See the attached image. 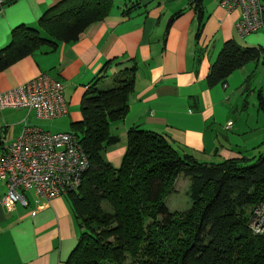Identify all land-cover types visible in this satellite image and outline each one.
I'll list each match as a JSON object with an SVG mask.
<instances>
[{
	"label": "crops",
	"instance_id": "0c3cea01",
	"mask_svg": "<svg viewBox=\"0 0 264 264\" xmlns=\"http://www.w3.org/2000/svg\"><path fill=\"white\" fill-rule=\"evenodd\" d=\"M61 1L11 0L0 7V49L16 26H38L42 15ZM113 1L108 16L86 28L77 41L43 45L1 70L0 93L48 75L64 85L65 116L79 121L85 90L109 61L103 82H112L127 68L135 78L127 114L110 125L119 142L105 156L115 166L121 164L132 127L164 135L180 155L203 163L253 159L264 152L259 100V93L264 98V53L224 83L210 86L207 81L226 41L257 46L264 44V31L242 37L236 29L241 9L228 10L220 0H201L202 17L190 0ZM56 119L41 118L28 108H0V155L17 140L25 122L64 131L56 129ZM229 121L233 124L227 128ZM6 191L0 180V264H63L81 234L71 199H47L29 190L28 206L18 203L8 210L1 203Z\"/></svg>",
	"mask_w": 264,
	"mask_h": 264
},
{
	"label": "trees",
	"instance_id": "16d2710c",
	"mask_svg": "<svg viewBox=\"0 0 264 264\" xmlns=\"http://www.w3.org/2000/svg\"><path fill=\"white\" fill-rule=\"evenodd\" d=\"M113 2L62 0L37 27L16 26L0 49V71L43 45L77 41L108 16ZM190 3L202 17L201 0ZM263 51L261 45L226 41L210 67L208 84L226 82ZM108 65L85 90L83 117L73 123L91 166L81 186L66 194L81 234L63 264H264V234L254 235L248 226L253 208L264 198V152L253 159L203 163L180 155L164 135L132 127L121 164L115 166L105 156L119 142L110 125L127 114L135 78L127 68L102 87ZM259 100L264 111L260 93ZM182 174L190 177L192 204L186 211H172L166 198Z\"/></svg>",
	"mask_w": 264,
	"mask_h": 264
},
{
	"label": "built area",
	"instance_id": "2783aa9c",
	"mask_svg": "<svg viewBox=\"0 0 264 264\" xmlns=\"http://www.w3.org/2000/svg\"><path fill=\"white\" fill-rule=\"evenodd\" d=\"M9 1L0 0V7ZM220 4L228 10L241 9L236 29L242 37L264 29V0H220ZM0 108H28L41 118L55 119L68 113V102L63 83L41 74L1 92ZM232 124L229 121L226 127ZM90 166V157L74 132H50L25 122L17 140L0 155V180L7 185L1 203L8 210L18 203L28 206L29 190L47 199L66 195L81 186ZM248 226L254 235L264 234V198L253 208Z\"/></svg>",
	"mask_w": 264,
	"mask_h": 264
},
{
	"label": "rangeland",
	"instance_id": "374dc122",
	"mask_svg": "<svg viewBox=\"0 0 264 264\" xmlns=\"http://www.w3.org/2000/svg\"><path fill=\"white\" fill-rule=\"evenodd\" d=\"M173 1H176V0H172V2ZM36 24H39V23H36ZM35 26L37 27V25H35ZM259 31L263 32L264 29H261ZM238 41H240L239 38H238ZM260 45L264 47V44H260ZM263 53H264V51H263ZM109 75H111V74H109ZM109 80H111V78H109L105 82H102L100 85L102 87L108 86L107 83H109ZM73 109H75V111H78L79 105L73 107ZM53 122H54L57 130L72 131V132H75V130H76V128H75L76 126L73 124L76 121H74L72 119V116L70 114H68L67 116H65L63 118L53 120ZM113 146H115V145H112V147ZM190 183H191L190 177L185 176V175L178 176V179L176 180V182L174 184V189L166 198L167 204L172 211H186L191 207L192 203H191V200H190V197L188 194L189 188H190ZM67 196L69 197V195H67Z\"/></svg>",
	"mask_w": 264,
	"mask_h": 264
}]
</instances>
